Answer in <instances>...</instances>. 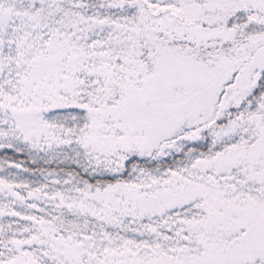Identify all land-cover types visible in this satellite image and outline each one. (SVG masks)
Wrapping results in <instances>:
<instances>
[{
  "label": "rangeland",
  "instance_id": "374dc122",
  "mask_svg": "<svg viewBox=\"0 0 264 264\" xmlns=\"http://www.w3.org/2000/svg\"><path fill=\"white\" fill-rule=\"evenodd\" d=\"M261 81L264 0H0V264H264Z\"/></svg>",
  "mask_w": 264,
  "mask_h": 264
},
{
  "label": "trees",
  "instance_id": "16d2710c",
  "mask_svg": "<svg viewBox=\"0 0 264 264\" xmlns=\"http://www.w3.org/2000/svg\"><path fill=\"white\" fill-rule=\"evenodd\" d=\"M263 86H264V83H263V81H261V83L259 84V87L255 90V93H258L260 90H262L263 89ZM254 96H256V95L254 94ZM254 96H252V97H254ZM67 115H68V117H66ZM71 115L72 114H62V115L59 116V119L60 118L61 119H67V118H70ZM23 153H24V150L22 148H16V150L14 152L13 151H5V152L2 153V151H1L0 152V160H3L4 165L6 164L8 166H11V165L12 166H15V165H20L21 163H18V162L21 159H24L25 164L28 165V158L21 157ZM138 162L140 164H143V165H149V164H146L145 161H136L135 163H138ZM12 166H11V168H12ZM71 169H75V168L73 167ZM126 176H127V173H125L124 175L120 176V178H123L124 179V178H126ZM24 179H25V177H24Z\"/></svg>",
  "mask_w": 264,
  "mask_h": 264
}]
</instances>
